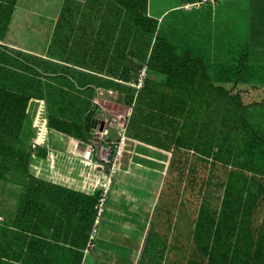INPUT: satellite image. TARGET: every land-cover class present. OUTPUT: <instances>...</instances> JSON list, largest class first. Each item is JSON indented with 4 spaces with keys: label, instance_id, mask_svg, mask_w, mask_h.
<instances>
[{
    "label": "trees",
    "instance_id": "1",
    "mask_svg": "<svg viewBox=\"0 0 264 264\" xmlns=\"http://www.w3.org/2000/svg\"><path fill=\"white\" fill-rule=\"evenodd\" d=\"M148 6L0 0V264H82L102 184L67 187L51 165L92 144L97 88L131 109L132 163L166 162V217L148 226L135 264L151 235L169 264H264V83L214 76L209 59L177 51Z\"/></svg>",
    "mask_w": 264,
    "mask_h": 264
},
{
    "label": "rangeland",
    "instance_id": "2",
    "mask_svg": "<svg viewBox=\"0 0 264 264\" xmlns=\"http://www.w3.org/2000/svg\"><path fill=\"white\" fill-rule=\"evenodd\" d=\"M175 2H177V0H151V12L152 14H160L162 12V9L165 10ZM179 2H181V0H179ZM222 4L223 2L220 1V3L216 5V7H212L210 3H203L198 7L194 6L190 9H185L182 6L175 9H170L166 11L160 18L159 30L176 47L178 52H190L195 57L209 58L210 60H212L213 64L211 73H213V75L218 77L219 79L228 81L231 80V76L242 75L240 77H242L247 82L264 83V68L252 70L246 67V69H241V66L243 64H251V61L239 59V57L241 56H239L236 52H228L226 54V57L229 60H223L221 59L222 57H224V55L221 53V48H217V46H213L211 44L210 39H212L211 33L214 30L213 27L216 28L219 26V20L222 19L221 15L224 13L222 11L223 9L221 8ZM214 11L219 12L217 14V17L212 16V14H214ZM233 31L237 33L235 29L230 30L231 33H233ZM230 47L237 46L230 45L229 48ZM94 98L99 99L102 105H97V109H102L104 118L107 119L105 129L108 131L109 138H102L98 132L94 131L95 128H98L100 130V124L96 125L95 122L91 132L92 146L95 149V152L100 150L101 146L110 147L111 157L114 153V150L112 148L113 142L118 139L120 122L122 123L123 121H126L125 123H127V119L131 109L124 103V96L115 91L96 89L92 97V103ZM98 114L99 111L94 115L96 116ZM31 132L33 131H30V133ZM33 136L29 138V142L31 143H33L35 139V132L33 133ZM90 145L91 144H89L86 150L90 149ZM93 157H90L89 159ZM94 158L95 159L90 162L91 164H93L92 166H94L95 164H99L103 167V171H106L109 174V166L105 163L101 164V161L99 159H97L96 157ZM132 159V151L130 154L127 153L126 156L122 158L121 165L113 177L111 191L113 189V185H115L114 181H116V183L118 184L117 187H114L113 197L109 194L105 209L106 207H110L113 213L123 212L124 214H129V212H132L131 215H133V218L126 216L123 221L116 220V222H111V225L112 227L116 228L117 232L120 234L121 232H123L122 230L125 227L124 225H126L125 223H127L128 226H132L133 224V242H135V247L137 249L136 245L137 243L141 242L142 237L144 240V237L148 230V226L151 225L153 231H155L158 229L156 225L157 220H159L162 216L166 217V215H164L165 206H163L162 201H159L157 205L160 184L165 176L166 162L164 161V159H156L155 161L148 162L144 161L146 159L143 158V163L138 164L135 162L132 163ZM93 170L95 169H92L91 173L93 172ZM88 172L86 173V175L91 176L88 174ZM83 173H85V170L83 171ZM95 175L96 174L94 173L93 179H95ZM90 188H93L92 184L90 185ZM95 189L97 190V188ZM156 206L157 208L154 213V209ZM0 221H3L2 217ZM172 222H174L173 219ZM105 223L106 222L103 221L101 222V225ZM167 225V222H164L161 225L162 233L167 231ZM96 228L99 229L98 225L96 226ZM153 240H158V237L151 235L148 244L145 247V253L143 254L144 256L141 264H158V261L161 264H169V260H167L166 258L160 259L161 257L159 256V253L155 251V249L159 250L160 247L153 245ZM112 247L113 246L111 245H107V249L104 247L103 249L105 251L99 253L96 252L98 251V247L96 245L91 246L88 250L85 251V255H87V258L84 264L136 263L138 258L137 256L139 255L138 250L134 251V253H127V257L116 259L114 257L115 255L113 257L110 256L113 253H106L109 252ZM105 253L110 257H106ZM131 255L132 257L129 258Z\"/></svg>",
    "mask_w": 264,
    "mask_h": 264
},
{
    "label": "crops",
    "instance_id": "3",
    "mask_svg": "<svg viewBox=\"0 0 264 264\" xmlns=\"http://www.w3.org/2000/svg\"><path fill=\"white\" fill-rule=\"evenodd\" d=\"M195 1L198 0H181V2L177 0V2L165 10L162 9L160 14H152L151 0H149L150 5L148 6V11L151 16L157 18L160 22V18L166 11L181 6L184 8L185 4ZM220 1L223 2L221 8L223 9L222 11L224 13L221 15L222 19L219 20V26L216 28L213 27L214 30L211 33L212 39H210L211 44L213 46H217V48H221V53L224 55V57L221 58L223 60L227 59L226 54L228 52H236L239 56H241L239 59L251 61V64H243L241 69H246V67L252 70L264 68V0H215V3L211 4V6L216 7ZM218 13L219 12L214 11L212 16L217 17ZM231 29H235L237 33L234 31L231 33ZM230 45H235L237 47L229 48ZM209 61L211 62L212 67V60L209 59ZM107 138L109 137L107 136ZM134 142L135 141L133 140L131 151ZM84 151L85 150L83 149L77 148L74 150V156L55 153L54 159H56V161H54L51 165V172L57 183L71 188H81L88 193H92L95 187L101 186L102 182L104 181L103 167L99 164L92 166L93 164L90 162L95 159L94 157L89 161L84 160L82 158ZM87 163L90 164V167L87 165ZM92 169H95L92 172L93 175L91 173ZM82 170H85V173H82ZM88 170V174L91 176L86 175V171ZM94 173L96 174L95 179H93ZM91 184L93 185L92 189L90 188ZM114 187H117V185H113V189L110 193V196L112 197L114 194ZM131 214L132 212H129V214H124L123 212L113 213L110 207H106L105 213L101 219L102 222L104 221L106 223L101 225L100 222L98 225L99 229H97L95 236H91L92 243L86 250H88L91 246L96 245L98 247V251L96 252L102 253V251H105L103 249L104 247L106 248L107 245H111L113 247L109 252L106 253H113L110 256L113 257L115 255L114 257L116 259L127 257V253H134V251L137 250L140 252L143 237L141 242L137 243L136 249L135 242H133V224L132 226H128V224L125 223L126 225H124L125 227L122 230L123 232L120 234L117 232V229L111 225V222H116V220L123 221L126 216L133 218V215ZM85 251L82 264H84L87 258ZM106 253L105 256L110 257L106 255ZM132 255L129 258H131Z\"/></svg>",
    "mask_w": 264,
    "mask_h": 264
},
{
    "label": "built area",
    "instance_id": "4",
    "mask_svg": "<svg viewBox=\"0 0 264 264\" xmlns=\"http://www.w3.org/2000/svg\"><path fill=\"white\" fill-rule=\"evenodd\" d=\"M203 3L213 4L215 3V0H198L192 3L185 4L184 8L190 9L191 7H194V6L198 7ZM145 77H146V66H143V68L140 71L137 82L132 83L131 85H133L137 89L141 88ZM97 89H100V88H97ZM93 105L95 106V108H97V105L102 106L100 103V100L97 98L93 99ZM98 110H99V114L96 115L95 122H96V125H99L103 121V127L100 130L98 128H95L94 131L98 132L102 138H105L108 136V131L105 129L107 119L104 118V113L102 109H98ZM125 122L126 121H123L122 123L120 122V129L118 131V139L115 142H113L112 148L114 150V153L111 157H110V152H111L110 147L101 146L100 150L95 152V149L93 148L92 144L90 145V149L85 150L83 153L84 160L89 161L90 160L89 158L94 156L101 161V164L105 163L109 166V174L107 176V179L102 183V192L98 198V202L96 205V209H97L96 224H98L99 219L101 218V216L103 215L105 211V206H106L107 199L110 194L112 183H113V177L121 165V160L123 157L126 156L127 153L129 154L131 153V145H132L133 140L129 138L125 133V126H126ZM95 234H96V230H94L92 237Z\"/></svg>",
    "mask_w": 264,
    "mask_h": 264
},
{
    "label": "water",
    "instance_id": "5",
    "mask_svg": "<svg viewBox=\"0 0 264 264\" xmlns=\"http://www.w3.org/2000/svg\"><path fill=\"white\" fill-rule=\"evenodd\" d=\"M103 127V121L100 123V129H102Z\"/></svg>",
    "mask_w": 264,
    "mask_h": 264
}]
</instances>
